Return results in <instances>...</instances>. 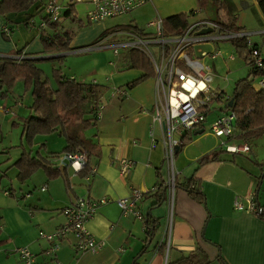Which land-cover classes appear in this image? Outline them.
Here are the masks:
<instances>
[{
	"label": "crops",
	"instance_id": "crops-1",
	"mask_svg": "<svg viewBox=\"0 0 264 264\" xmlns=\"http://www.w3.org/2000/svg\"><path fill=\"white\" fill-rule=\"evenodd\" d=\"M61 1L65 4L64 0ZM197 1L196 4L184 3L183 8H180L181 4L166 0H148L130 11L133 14L129 18L134 19L131 22L107 28L105 22L98 21L97 32L89 38L100 31L102 37L105 35V40H110L106 47L112 48L113 43L124 40L127 36L141 35L140 32L150 35L154 32L153 28L145 27L146 22L140 26L135 24L143 15L150 21L156 16L166 19L173 14H183L188 23L204 18L223 19L230 27L246 32L250 42L257 44L264 56V15L257 6V0H220L218 5L212 0ZM209 1L214 4L212 16L203 13ZM42 14L43 12L30 17L33 24L27 25L23 20L29 16L27 11L5 15L0 13V61L30 59L35 64L41 58L64 54L40 56L44 54V42L37 25L42 20ZM5 19L10 28L8 35L1 31ZM56 24H46L44 32L48 38L59 34L57 30L60 27L57 28ZM250 35L256 36V39ZM70 45L72 42L69 47ZM214 47L221 51L220 57H203L202 64H213L216 72L222 70L227 77L233 60L239 56H236L231 44L230 47L219 44ZM126 49L123 48L122 51ZM204 49L212 50L207 45ZM119 50L116 55L113 53L116 62L106 63L103 59L97 63L96 72L106 83L107 92L100 101L103 107L100 118L95 119V124L84 132L86 142L83 146L87 151L88 165L96 167L89 180L85 176L88 170L74 172L68 164L58 165V160L52 153H59L65 145L63 136L53 132L63 138V145L59 150L52 148L49 143L52 133L37 134L31 143L22 136L20 122L28 114L31 101L29 93L21 84L22 79H18L19 90L15 91L13 87L10 94L0 100V117L11 114L10 119L15 120L10 124H19L21 128L18 143L0 147L1 152L19 149L17 156L14 153L11 156L5 154L0 159L1 169L5 164L0 169V249L6 254L12 253L17 259L16 264L24 263L18 252H14V248L21 246L33 253V264H55V261L63 264H130L138 253H141V264H168L193 252L199 245L209 264H264V214H259L256 207L255 210L249 209L247 204L250 197L255 202L256 176L233 155L230 158L225 148L219 145L218 138L206 128L215 116L224 111L225 105L221 102L212 105V110L206 114L201 126L185 133L186 137L191 136L190 141H186L174 154L176 184L172 193L171 228L168 232L166 219L169 200L165 187L167 169L163 156L164 147L160 127L152 118V104L156 95L155 77L149 76L128 86L142 72L127 67ZM230 54L231 58L227 56ZM145 57L147 58L146 55ZM112 64H116V67H112ZM245 71L246 67L243 66L241 74ZM70 78L75 80L73 76ZM256 78L259 80L258 75ZM213 84L222 85L216 84L215 79ZM253 87L259 88L258 84ZM115 89L118 92H114V95L108 94ZM222 89L226 92L224 87ZM227 94L229 96L231 93ZM26 97L28 103H23ZM16 107H19L20 112L13 111ZM200 129L203 130L201 133L194 134V131ZM148 130L152 131V135H149ZM2 138L0 136V140ZM236 139L234 143H243ZM215 150H221L217 152L215 159L204 164L198 163L203 154ZM222 150L225 155L221 153ZM249 151L240 154L248 156ZM30 157H34V161L39 164L44 160L48 168L39 166L28 172V167L34 162ZM126 157L132 161V167L125 175H120L118 161ZM255 162L261 172L264 161ZM4 175L7 176L5 182ZM33 175L34 178L31 179ZM133 188L144 193L136 208L144 215L150 210L155 225L146 250L141 252L148 241L144 221L131 214H122L113 200L99 205L93 216L85 222L90 236L101 242L97 250L79 251L74 247V237L65 235L55 240L57 248L52 253L46 251L50 243L40 233L51 232L65 223V215L61 210L77 197L96 199L105 196L116 199L128 196ZM236 199L243 204V209L234 207L232 203ZM260 206L264 208V204Z\"/></svg>",
	"mask_w": 264,
	"mask_h": 264
},
{
	"label": "built area",
	"instance_id": "built-area-1",
	"mask_svg": "<svg viewBox=\"0 0 264 264\" xmlns=\"http://www.w3.org/2000/svg\"><path fill=\"white\" fill-rule=\"evenodd\" d=\"M76 1L67 0L63 4L61 0H47L43 5V13L48 20L56 21L60 17L63 9L68 4H74ZM89 5L86 11V20L88 22L98 21L105 18L124 15L140 7L148 0H85ZM163 18L156 16L147 23V27L153 28L154 32L150 35H130L124 40L116 41L112 44L113 53L116 55L119 48H136L143 52L151 63L155 79V101L152 118L158 123L161 131L162 143L164 147V162L167 169L166 189L168 190V232L171 228L173 192L176 183V171L174 167V154L180 147L182 136L186 132H191L193 128L202 125L212 108V102H222L225 110L215 116L209 124V132L218 138L220 146L231 153H247L250 147L246 142L234 143L235 134V114L227 110L226 104L229 100L228 94L221 86L214 85L213 81L216 75L214 65L202 64L203 57L215 59L220 57L221 51L212 47V50L199 49L196 51L194 43L219 40H228L233 36L247 35L243 31L222 30L215 20L198 19L187 23L180 34H163ZM45 21L40 20L38 27L44 28ZM209 28V32L200 33L201 29ZM1 31L8 35L9 28L7 24L1 25ZM105 38V35L103 39ZM249 43V41L247 40ZM151 46L153 48H151ZM229 58L232 55H227ZM254 65L262 66L261 52L256 48L251 53ZM222 79L226 78L222 75ZM92 82H95L92 81ZM259 87H264V76L258 80ZM118 92L115 89L111 92ZM102 105L98 106L96 119L101 116ZM149 135H152V131ZM87 153L84 151L66 152L60 154L56 160L58 165L68 164L74 172L80 171L85 165H88ZM120 175H125L132 167V161L126 158H120L118 161ZM96 170L94 165H88V171L85 175L89 180ZM44 189V186L42 187ZM143 191L133 188L128 196L111 199L101 196L100 198L77 197L72 203L64 207L61 211L65 215V223H62L51 232H41L42 238L49 241L48 253H52L57 248L55 240L63 238L65 235L74 237V247L79 251H95L101 246V242L90 236L86 228V223L90 219L95 209L108 201H115L122 214H131L133 217L143 221L145 215L138 209L137 203L143 197ZM234 207L243 209V204L236 199ZM248 208L255 210L253 198L247 200ZM145 226V224H144ZM166 232V233H168ZM169 235V233H168ZM14 252H18L23 264H33L34 255L25 246L16 247ZM55 264H63L55 261Z\"/></svg>",
	"mask_w": 264,
	"mask_h": 264
},
{
	"label": "trees",
	"instance_id": "trees-1",
	"mask_svg": "<svg viewBox=\"0 0 264 264\" xmlns=\"http://www.w3.org/2000/svg\"><path fill=\"white\" fill-rule=\"evenodd\" d=\"M45 2V0H0V13L5 15L7 13L27 11L29 16L23 20L27 25H32L33 23L29 20L30 17L40 15L43 12ZM212 2L218 5L220 0H212ZM257 6L262 15H264V0H257ZM71 7L72 4H68L56 21L48 20L45 14H42L41 19H44L45 25L44 28L38 27V32L44 42V55L58 54L71 49L67 44L70 39L67 32H63L65 39L61 38L59 34L53 38H48L44 32L45 26L49 22L56 23L62 17L69 16ZM214 20L222 30L242 31L237 29V27L236 29L230 27V24H227L223 19L217 18ZM4 23L7 24L6 19ZM187 23L186 16L183 14L170 15L163 19V34L172 36L180 34ZM140 34L145 35L146 33L140 32ZM247 36H233L228 40L226 39L230 42L232 50L249 66V72L246 76L239 78L232 87V92L229 95V100L232 98L231 105L229 106L228 102L226 104L227 110L233 111L236 117L234 137L242 142H250L254 138L264 136V87H259L258 83V89L253 87L255 86V76L258 75L259 79L264 76V60L261 61V67H257L251 62L252 50L254 48L260 52L261 50L258 49L257 44H252ZM142 53L141 50L136 48H127L122 53V60L127 64V67L136 68L142 72L139 77L128 83V86H132L141 79L154 75L150 61ZM19 78L22 79L21 84L25 91L29 93L31 99L28 105L29 112L22 118L23 121L20 122L23 130L22 136H24L25 140L31 143L37 134L44 135L56 132V134L63 136L65 140L61 153H52L53 155L55 154L54 157L56 159L60 154L66 152L84 151L87 153L83 146L86 142L84 132L96 122V112L98 106L102 105L100 101L106 91V86L98 82L86 83L71 78H62L57 73V84L53 88L48 83V77L44 75L41 68L34 64L33 60L19 59L15 61L13 59H2L0 61V100L10 94ZM190 139L191 136L186 137V134H184L179 148L186 141H190ZM249 142L246 143L248 144ZM219 151L215 150L211 153L203 154L198 159V163L204 164V162L215 159ZM33 158L30 157L31 161H34ZM41 161L42 163L40 164L34 161L27 171L30 172L39 166L48 168L46 167L47 163L44 160ZM261 168H264V163H262ZM81 170H88V165H85ZM255 178L256 186L259 177L256 176ZM145 219H143L146 228L145 234L149 237L152 235L151 232H153L155 225L151 215ZM140 256L135 258L133 264H141ZM168 264H209V260L198 245L193 252L182 255V257L180 256Z\"/></svg>",
	"mask_w": 264,
	"mask_h": 264
},
{
	"label": "rangeland",
	"instance_id": "rangeland-1",
	"mask_svg": "<svg viewBox=\"0 0 264 264\" xmlns=\"http://www.w3.org/2000/svg\"><path fill=\"white\" fill-rule=\"evenodd\" d=\"M65 1L67 0H64V2ZM166 1L178 4V5L181 4L180 8H183L184 3L185 4L186 3L193 4V2L194 4L198 3L197 0H166ZM213 5L214 4L211 1H209L207 3L206 10L203 13H206L212 16V14L214 13ZM88 8H89V5L87 4L85 0L76 1L74 4H72L71 14L69 16L62 17L61 20L56 22L57 23L56 27L57 28L60 27L59 30H57L59 32L60 37L65 39L63 32H67V34L70 36V39L67 44L69 45V43L72 42V45H70L71 49L66 50L65 52H63L64 53L63 55H59L58 57L53 56V57L41 58L40 60L35 61V65L42 69L44 75L48 77V80H49L48 83H50V85L53 88L56 87V84H57L56 83L57 73H59L62 78L68 79L71 76H73L76 81L89 83L94 80H97L99 84H103L104 82L102 81V77L96 72L97 63L99 61H102L103 59L106 60V63L107 62L114 63L116 62V56L113 55V48L106 47V44L110 40L109 39L105 40V38L103 39L101 35L102 33H100V31L96 33V35H94L93 38H89V36L97 32L96 28H98L99 23H100L98 21L105 22L107 24L106 25L107 28H113L117 24L121 25V23H128V22H131V20H134L132 18H129V15L133 14L132 12H129L128 14L122 15V16H115V17H110V18H106L103 20L88 22L85 18L86 11ZM145 22L147 25V23L149 22V19L147 20L146 15H143L142 19L136 21L135 24H137V26H140L141 24ZM250 36L251 38L256 37L252 35ZM213 44L214 45L219 44L223 47H230V42L227 40H219L216 43L213 41H204V42L198 41L197 43L193 44V47H195L197 51L199 49H203L205 45H207V47L211 46L212 48L214 47ZM151 48L153 47L151 46ZM119 49H120L119 50L120 53L122 54L123 48H119ZM40 56L45 57L44 54ZM236 56L238 55L236 54ZM112 65H111L112 67H116V64H112ZM242 65L246 67V71L245 73L241 74V71L243 69ZM248 70H249V67L246 66V64H244V62H242V60H240L239 57L238 58L236 57L235 60H233L232 65L230 66V72H228V74L226 75L227 77L222 79L223 77L222 75H225V73L224 71L220 70L215 75L216 76L215 83L222 84L221 86L224 87L226 92L231 93L232 87L234 86L235 82L239 78L246 76ZM257 81H258V78L254 79L255 85H257ZM19 83H20V80H17L16 84H14L15 91L19 90L20 88V86L18 85ZM105 84L106 83H104L103 85ZM106 92L107 91H105V93ZM105 93L103 94L105 95ZM108 94H111V92ZM25 102L28 103L27 97L25 98L23 103ZM214 104H219V103L212 102V105ZM219 106L220 105H218V107ZM13 111L20 112L19 107L14 108ZM4 116L5 117H0V136L3 137L0 140V147L9 146L10 144L13 145V144L18 143V138H19L18 135H20V131H21L19 124L15 126H12V124H10L12 120H15V119H10L12 117L11 114H5ZM209 124L206 127L207 129L209 127ZM50 137L51 138L49 139V143L50 145H52L51 147L56 148V150H59L61 146L63 145V138L62 137L60 138L58 135H55L54 133H52ZM246 142H249V141H246ZM248 144L250 146V151L248 153V156H242V154L237 153V152L235 153L229 152V154H228V151L226 152H227V155L230 156V158L233 155V157L237 161L239 160V162H241L242 165H244L252 174L257 176L261 172L259 169V165H257L256 164L257 162L255 161H259V162L264 161V136H259L257 138H254ZM14 149L15 150L12 149V151L10 150V152L0 151L1 152L0 159H2L5 154H10L11 156V154L14 153L15 156H17L19 149H16V148ZM224 152L225 151L221 153L225 155ZM261 171H262V168H261ZM261 177H262L261 183H260L259 189H257L258 190L257 203H259V205L264 204V176H261ZM33 178H34V175L32 176L31 179ZM6 180H7V176L4 175L3 181L5 182ZM16 263H17V259L16 257H14L12 253L6 254L4 250L0 249V264H16Z\"/></svg>",
	"mask_w": 264,
	"mask_h": 264
},
{
	"label": "water",
	"instance_id": "water-1",
	"mask_svg": "<svg viewBox=\"0 0 264 264\" xmlns=\"http://www.w3.org/2000/svg\"><path fill=\"white\" fill-rule=\"evenodd\" d=\"M209 31H210L209 28H205V29H201L199 32H200V33H204V32H209ZM231 100H232V98H231L230 100L227 101L229 106H230L231 103H232ZM202 131H203L202 129L197 130V131H194V134L201 133ZM177 149H178V148H177ZM261 176H264V169H262L260 175L258 176L259 178H258L257 185H256V188H255V191H254V200H255L254 203H255V207H256V210L258 211V213H259V214H264V208H262V207L259 205V203H257V192H258L257 189H259V186H260V183H261V179H262ZM164 190H165V187H164ZM149 215H151L150 210H147V211L145 212V218L147 219V217H148ZM146 219H145V220H146ZM150 240H151V237H148V241H147V243L144 245L145 247L142 249L141 252L144 251V249H145V248L147 247V245L149 244ZM140 254H141V253H138L137 255H135V256L131 259L132 261L130 262V264H133L134 261H135V258H137L138 256H140Z\"/></svg>",
	"mask_w": 264,
	"mask_h": 264
}]
</instances>
